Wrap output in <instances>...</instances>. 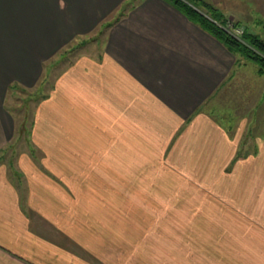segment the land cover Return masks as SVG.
<instances>
[{
	"label": "crops",
	"instance_id": "1",
	"mask_svg": "<svg viewBox=\"0 0 264 264\" xmlns=\"http://www.w3.org/2000/svg\"><path fill=\"white\" fill-rule=\"evenodd\" d=\"M98 28L12 166L10 87ZM243 64L163 0H0V264H264V136L208 107Z\"/></svg>",
	"mask_w": 264,
	"mask_h": 264
},
{
	"label": "rangeland",
	"instance_id": "2",
	"mask_svg": "<svg viewBox=\"0 0 264 264\" xmlns=\"http://www.w3.org/2000/svg\"><path fill=\"white\" fill-rule=\"evenodd\" d=\"M205 1L209 2L208 0ZM216 1L219 2L217 8L223 10V12L220 11L224 13L229 23H236L237 21L232 20L229 16L230 14L228 12L226 13V11L238 16L240 21L238 22V28L231 27L232 24L229 26L231 27L230 29L233 28L236 35H240L244 26L247 27L248 25L250 30L253 27L256 28L257 31L255 33L264 38V27H262V24H258L262 17L256 14L254 16L251 11V7L255 9L258 6L256 0ZM125 4L128 5V3ZM123 10L126 11V8ZM248 10L250 12L247 15L246 11ZM99 30L100 28L85 39H77L68 44L56 57L46 62L43 65L44 72L34 87L22 88L14 86V88L9 89L5 108L14 115L15 133L13 141L11 142L13 152L12 154L11 151L8 152L6 161L11 162L12 166L15 163L14 155H19V153L31 149L30 132L33 126L34 113L38 105L37 101L52 90L53 81L65 67L69 66L70 62H73V57L78 53H84V51L86 52L92 49L88 42H93ZM240 62L241 65L244 62L243 66H240L238 71L229 77L227 82L219 88L208 107H216V116L219 119H225L226 121L229 119L236 128L239 126V134L242 133L240 143H242L244 150L245 147L251 149L255 136H264V74H258V68L253 62L244 61L243 59ZM59 133L62 136L63 132L59 131ZM34 157L39 160L41 156L35 152ZM155 189L158 190L159 194L165 192V187L162 185L157 186ZM106 191H109V196L113 198L114 196H118L119 189L118 187H107L104 188L103 193L107 194ZM141 193L147 194L148 192L142 191ZM95 199H98V202L92 203L88 201L85 204L87 211L99 214L106 210L117 211L120 209L119 204L116 205L114 202H107L105 197L99 196L97 198L95 197ZM114 199L116 200L117 198L115 197Z\"/></svg>",
	"mask_w": 264,
	"mask_h": 264
},
{
	"label": "trees",
	"instance_id": "3",
	"mask_svg": "<svg viewBox=\"0 0 264 264\" xmlns=\"http://www.w3.org/2000/svg\"><path fill=\"white\" fill-rule=\"evenodd\" d=\"M163 1L172 5L189 21L215 37L233 56L238 58V61L243 59L253 62L258 68V74H264L263 36L253 33L249 27L245 26L242 33L236 35L233 28H230H238L239 23H229L227 17L217 7L205 0Z\"/></svg>",
	"mask_w": 264,
	"mask_h": 264
}]
</instances>
